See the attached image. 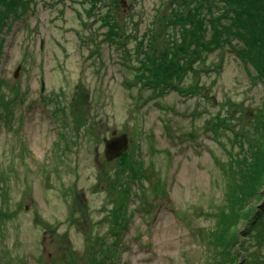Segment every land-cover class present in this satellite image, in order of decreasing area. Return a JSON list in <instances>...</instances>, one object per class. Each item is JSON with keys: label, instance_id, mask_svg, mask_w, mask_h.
Returning <instances> with one entry per match:
<instances>
[{"label": "rangeland", "instance_id": "rangeland-1", "mask_svg": "<svg viewBox=\"0 0 264 264\" xmlns=\"http://www.w3.org/2000/svg\"><path fill=\"white\" fill-rule=\"evenodd\" d=\"M225 2L0 3V264H227L226 250L229 264H264V170L254 196L238 188L264 153V84L253 60L264 39L241 32L247 20ZM184 49L205 56L198 74L172 80L184 91L158 93L143 83L147 72L136 76L157 59L165 78ZM221 115L243 135L263 134L240 148L241 137L215 133ZM122 135L128 150L107 160L104 139ZM132 159L156 178L129 194L119 187ZM119 200L127 213L113 215L127 227L114 235L108 217ZM234 231L237 255L225 242Z\"/></svg>", "mask_w": 264, "mask_h": 264}, {"label": "trees", "instance_id": "trees-1", "mask_svg": "<svg viewBox=\"0 0 264 264\" xmlns=\"http://www.w3.org/2000/svg\"><path fill=\"white\" fill-rule=\"evenodd\" d=\"M23 1L25 2V0H0V3H4L7 6L16 5L17 8H20L21 5L23 4ZM97 1H99V0H97ZM233 4H237L238 7L233 8L234 7V6H232ZM204 5L206 6L207 3L202 2L200 4L201 9L204 8ZM225 6H230V8L228 9V12H230L229 10L231 8H233L232 13L234 14V16L233 15L232 16L234 18H236L237 16H240L241 18H245V20H247V22L245 23V26L243 25V27L240 29L241 32L243 30H247L251 36H254V38H258V36H263V39H264V33H263L264 32V23L262 22V21H264V18H261L259 15V12H262V11L264 12V0H226ZM244 11H246V13H244ZM218 12H221L222 14H227L226 10H222V11H218ZM201 14H203V12ZM211 21H214V19H211ZM253 23L256 25L258 24L259 26L257 25V27H254ZM1 24H2V19L0 17V28L2 27ZM209 25H211V23H209ZM202 26L204 27L203 32H204V34H206L207 25L203 24ZM212 27H216V26H212ZM218 36L221 38L222 37L221 33L218 34ZM215 40H220V39L217 38ZM215 42L218 43L219 41H215ZM230 42H232V41L229 40L228 44ZM254 42L256 44V41H254ZM211 43H214L213 40L211 41ZM194 44L195 43L192 40L189 41L190 46H192ZM222 46L223 45L217 44L215 46V48L216 49L223 48ZM148 47H149V42L146 41L145 45H143L142 48L146 49ZM194 47L195 46H193V48ZM234 47H236V46H234ZM257 48H258L257 58L253 59V57L251 55H250V57L256 62V64H255L256 69L262 75L261 79H262V83L264 84V47L263 46H257ZM212 50L213 49H209L207 52H210ZM237 52H239L238 47H237ZM182 53L183 54L181 56H177L176 58H174V55H176V53L175 52L172 53L173 57L169 58L170 59L169 60L170 65L164 69V71H166L165 78H164L163 74L161 73V70L163 67L162 66H160V67L153 66L152 62L154 60L157 61V59H154L153 61H148L149 60V54L147 52H145V53L141 54V58L144 59L145 61H148L149 63L146 65V67H144V65L142 66L140 64L139 67H137L135 70V72L138 73L136 76L138 77V75H141V74L145 75L147 72L145 77L148 79L150 78V80H145L143 83L149 84V87H151V89L155 90V92H158V93L159 92L162 93L163 90H167L169 87H173V89L179 90L183 86L180 87V85H179L176 87L175 85H170L172 80L174 79V77H177V79H180V77L182 75H184V73H186V72L187 73L193 72L195 75L198 74V72H200L201 69L200 70L198 69V67L196 66V63H198L200 65L201 61L202 62L205 61V56L202 57L203 56L202 51H199V53H201L202 56H198V54H192L189 57L188 54H190V52H188L186 49H184V52H182ZM214 68H216V67H214ZM164 79H166L165 82H164ZM183 82H185V81L183 80ZM199 88L200 87L198 86V84H196L194 86L192 85L190 87H186L185 90L188 89V92L186 91V94L187 95H193V93H195V91L198 90ZM180 91H184V89H181ZM227 110H230V108L228 107ZM225 111H226V109H225ZM8 114H13L12 110L10 112H7V109H6V115H8ZM237 118H239V117H237ZM233 125L234 124L230 119H227L226 116L221 115V118L218 121L216 129H214V131L216 134H219V135L221 134V132H226V133H229V134L234 135L236 137H241L242 138L241 140H237L238 144L240 145V148H244V142L243 141L248 143V149H249V147H254L253 146V144H254L253 135L255 133H257L258 135L263 134L262 129L258 130L254 127L252 129L253 130L252 132H249L248 134L243 135L241 132L237 131V129L235 128L236 125H235V127ZM261 127L264 128V123L261 125ZM251 142H253V144ZM263 154L264 153H260V154L258 153L257 154V158L259 157V160L254 159V156L256 155V153L253 155L252 159H254V160L251 164H248L247 167L245 168L243 176H242V178L239 182V185H238L239 189H241V187L246 188L247 191L249 192L250 197L254 196V188L258 186V184H255V182L257 183L259 181V178L256 179V177L258 175H260L261 171L264 170ZM261 156H262V158H260ZM239 164L241 167L245 166L243 162H240ZM254 165H259L261 167L252 168ZM141 166H142L141 163L139 165H136L133 162V159L130 161V163H129V170L131 172L130 180L126 181V182H120L119 188L121 189V191L128 190V192L130 194L131 193V189H130L131 185L135 184L136 182H140L141 184L144 185L145 180L147 182H150L151 180H153V176H154V178H156V175H155L156 172L153 174L152 173L149 174V173H147V170L143 166L141 168ZM250 169H251V171L249 172ZM158 184L161 185V183H158ZM162 186L167 188V180L163 182ZM154 188H155L154 191H157L159 186L155 185ZM262 188H263V186L260 187L259 190H262ZM160 189H161V187H160ZM123 194H124V192H123ZM129 198H130V196H129ZM117 206H118V208H117L116 212H110L109 217H108L110 219V222H115L114 226H117L112 231V233L114 235L121 234L119 232H123L125 230L124 227H127V226H124V227L120 228L119 225L121 223V220L117 219V217L115 215H113V213H118V212H126L127 213V211H126L127 206H125V201L123 202V200H119V203L117 204ZM119 207H122V208H119ZM235 213L234 214L232 213V215H235L236 217H238L239 215H236ZM235 216H233L232 221H235L237 219V218H235ZM237 230H239V228ZM234 235H235V231L233 233L227 234L225 237V242L227 245H229L230 248L235 247V249L233 248V250H234V253L237 255V249H236L235 245L238 243L239 239ZM224 259L227 260V264L236 260V259H232L231 255L227 252V250H226V256H224ZM263 262H264V260H263ZM214 264H216V263H214ZM217 264H221V262L217 261ZM256 264H258V263H256Z\"/></svg>", "mask_w": 264, "mask_h": 264}, {"label": "water", "instance_id": "water-1", "mask_svg": "<svg viewBox=\"0 0 264 264\" xmlns=\"http://www.w3.org/2000/svg\"><path fill=\"white\" fill-rule=\"evenodd\" d=\"M105 156L107 160L114 161L128 150L129 141L127 135L115 136L111 139H104Z\"/></svg>", "mask_w": 264, "mask_h": 264}]
</instances>
